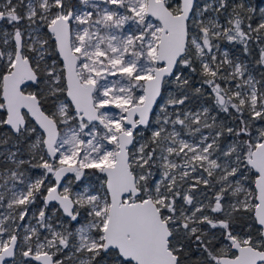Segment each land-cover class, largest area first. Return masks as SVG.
Masks as SVG:
<instances>
[{"label":"snow or ice","instance_id":"obj_1","mask_svg":"<svg viewBox=\"0 0 264 264\" xmlns=\"http://www.w3.org/2000/svg\"><path fill=\"white\" fill-rule=\"evenodd\" d=\"M0 264H264V6L0 0Z\"/></svg>","mask_w":264,"mask_h":264},{"label":"rangeland","instance_id":"obj_2","mask_svg":"<svg viewBox=\"0 0 264 264\" xmlns=\"http://www.w3.org/2000/svg\"><path fill=\"white\" fill-rule=\"evenodd\" d=\"M252 2L254 4H259L260 6H264V0H258V1L257 0H252ZM234 51L236 52L237 55H240L238 49L237 50H234Z\"/></svg>","mask_w":264,"mask_h":264},{"label":"flooded vegetation","instance_id":"obj_3","mask_svg":"<svg viewBox=\"0 0 264 264\" xmlns=\"http://www.w3.org/2000/svg\"><path fill=\"white\" fill-rule=\"evenodd\" d=\"M258 1V0H257Z\"/></svg>","mask_w":264,"mask_h":264}]
</instances>
